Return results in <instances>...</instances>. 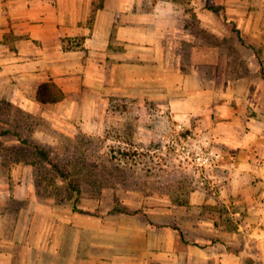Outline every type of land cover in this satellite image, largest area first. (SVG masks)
Listing matches in <instances>:
<instances>
[{
	"label": "crops",
	"instance_id": "obj_1",
	"mask_svg": "<svg viewBox=\"0 0 264 264\" xmlns=\"http://www.w3.org/2000/svg\"><path fill=\"white\" fill-rule=\"evenodd\" d=\"M217 1L243 41L263 53L245 57L236 77L232 58L221 63L215 45L193 43L182 1L146 0L145 10V0L95 9L92 0H56L16 17L26 37L13 50L0 46V101L30 115L49 107L59 121L82 116L79 130L88 132L108 88L169 103L205 146L235 155L219 189L195 190L189 204L160 199L105 217L40 198L32 168L21 161L7 173L0 166V264H264V0L254 9ZM213 14L195 15L211 34ZM0 30L4 42L9 30ZM45 82L58 84L64 99L39 102Z\"/></svg>",
	"mask_w": 264,
	"mask_h": 264
},
{
	"label": "rangeland",
	"instance_id": "obj_2",
	"mask_svg": "<svg viewBox=\"0 0 264 264\" xmlns=\"http://www.w3.org/2000/svg\"><path fill=\"white\" fill-rule=\"evenodd\" d=\"M52 1L56 0H0V28L9 30L0 46L3 43L15 49L26 37L25 23L16 17L20 19L31 9L40 10L39 3ZM121 1L92 0V7L103 4L114 8L121 5ZM177 1L184 2L192 14L186 26L190 28L193 43L215 45V59L221 63L232 58L234 77L243 72L245 57L251 60L256 55L261 59L263 53L256 52L248 42L243 43L247 49L240 46L237 24L228 21L224 6L218 5L217 0ZM237 1L246 2L252 9L257 2ZM146 6L145 0V10ZM196 13H214L218 29L215 34L201 28V19L196 18ZM222 31H226L225 35ZM73 43L80 47L82 38L77 37ZM202 57L205 58V53L200 52L199 58ZM189 59L186 50L184 60ZM218 70L225 71L223 64ZM249 71L247 69L248 74ZM259 74L264 76V67L259 69ZM100 97L103 99L97 104L100 113L94 116L96 121L91 117L93 131L88 132L79 130L82 116L59 121L49 107L30 115L13 103L0 101V166L6 169L5 173L12 170L14 162L21 161L24 170L27 166L32 168L40 198L71 204L77 211L91 210L103 217L130 214V205H153L160 199L164 203L186 205L195 190L219 189L220 175L228 173L225 165L234 161V153L205 146L201 133L197 135L188 125L180 126L169 103L130 98L128 93L108 88ZM36 147L48 153V160ZM197 152L219 155L218 167L201 168ZM213 175L217 176V181L209 178ZM208 209H203V213Z\"/></svg>",
	"mask_w": 264,
	"mask_h": 264
},
{
	"label": "trees",
	"instance_id": "obj_3",
	"mask_svg": "<svg viewBox=\"0 0 264 264\" xmlns=\"http://www.w3.org/2000/svg\"><path fill=\"white\" fill-rule=\"evenodd\" d=\"M100 7H103V4L101 6H97L96 8H100ZM95 11L96 10L92 11V15L89 19V25L91 28H92V25L94 22ZM240 41L244 42L241 35H240ZM68 42H69L68 44L72 43V41H68ZM64 96H65V94H64L63 90L55 82H45L39 86L38 100L41 103H44V104L57 103V102L62 101L64 99ZM36 149L41 151L45 160H48L49 157H48V153H46V151H43L39 147H36ZM75 210L77 211L76 208H75Z\"/></svg>",
	"mask_w": 264,
	"mask_h": 264
},
{
	"label": "built area",
	"instance_id": "obj_4",
	"mask_svg": "<svg viewBox=\"0 0 264 264\" xmlns=\"http://www.w3.org/2000/svg\"><path fill=\"white\" fill-rule=\"evenodd\" d=\"M188 153L191 154V151ZM196 155H197L198 165L201 168H204V166H207L209 168L218 167V162H219V158H220L219 155H215L213 152L206 153V154H204L203 152H197ZM201 172L203 174V169ZM201 172H200V174H201ZM209 178H211L212 180H216V181L218 180L216 175H213Z\"/></svg>",
	"mask_w": 264,
	"mask_h": 264
}]
</instances>
